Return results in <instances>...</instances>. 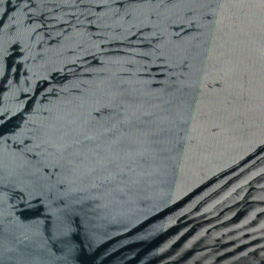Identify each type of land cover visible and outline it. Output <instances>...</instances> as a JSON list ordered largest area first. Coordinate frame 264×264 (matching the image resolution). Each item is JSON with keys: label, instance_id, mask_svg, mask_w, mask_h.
<instances>
[{"label": "water", "instance_id": "obj_1", "mask_svg": "<svg viewBox=\"0 0 264 264\" xmlns=\"http://www.w3.org/2000/svg\"><path fill=\"white\" fill-rule=\"evenodd\" d=\"M0 264H264V0H0Z\"/></svg>", "mask_w": 264, "mask_h": 264}]
</instances>
